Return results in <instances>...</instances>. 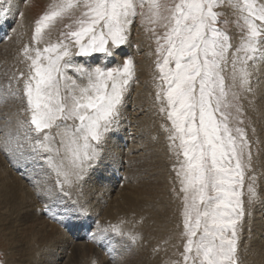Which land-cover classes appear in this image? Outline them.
<instances>
[{
    "label": "snow or ice",
    "instance_id": "obj_1",
    "mask_svg": "<svg viewBox=\"0 0 264 264\" xmlns=\"http://www.w3.org/2000/svg\"><path fill=\"white\" fill-rule=\"evenodd\" d=\"M226 5L237 14L238 42L218 27ZM17 16L11 4L0 6V28L16 31L9 20ZM64 19L67 30L45 43L46 30ZM137 22L155 43V101L173 160L183 250L172 264H239L245 204L260 195L240 101L264 65V0H54L18 53L23 68L0 84V104L19 105L0 120V154L62 227L86 229L97 244L142 239L125 221L88 223V205L74 196L99 180L121 127L137 78L125 51Z\"/></svg>",
    "mask_w": 264,
    "mask_h": 264
},
{
    "label": "rangeland",
    "instance_id": "obj_2",
    "mask_svg": "<svg viewBox=\"0 0 264 264\" xmlns=\"http://www.w3.org/2000/svg\"><path fill=\"white\" fill-rule=\"evenodd\" d=\"M14 2L15 0H0V6L8 7L7 4H11L12 6ZM53 2L54 0H25V2H23V7L21 9V12L23 13L22 18L27 17L29 19L30 25L27 30V35L23 36L24 42L21 44L18 43V37L15 34L16 31H12L7 25L0 28V46L2 45V47H0V50L2 48L4 50V47H6L5 45L7 43V40L9 39L8 37L12 38L13 36L15 39V46L18 45L19 48L18 50H16V53L13 52L11 55H8L9 57H5L4 60L0 62L1 63L0 70L3 69L1 70L3 73L0 71V84H3L6 87L10 75L13 72H18V70L23 68V65L18 63V59H17L18 53L22 48L23 44L31 42V36L33 34V27L35 20L40 15H42L44 11L47 9V7ZM161 2L164 3L167 2V0H161ZM221 11H222V15L219 18L220 23L218 24V27L222 28L223 30H226L230 34H233L236 37L235 42H238L239 29L236 26L237 14L235 13L234 9H232L230 6L227 5ZM22 18L19 16L16 17L15 23H13V20L10 19L9 25H12L17 29L18 19H22ZM68 23H71V21H69L68 19H64L62 21L57 20L54 23V25L51 27V29L46 30L45 43L49 41L56 42L60 32L67 30L64 26L65 24ZM157 31L158 32L162 31V29L157 28ZM6 33L7 36L5 35ZM131 39L134 40V44H135V45L133 44L132 49L136 52L131 57L134 59V62L137 66V78L135 82L131 85V89L126 97V103H125L126 107L124 105L121 127L117 132H115L112 135L111 140L108 142L106 146V151H105L106 167L99 170L98 172L99 180L94 178L92 181H90L85 185L82 194L74 193V196L79 198L81 203H86L88 205L89 212L91 214V218L89 219L88 223L91 224L93 220H98L100 224L104 225L108 223L116 224L119 223L120 221H125L123 227L126 230H131L132 232L137 234L138 237H142V239H138L136 244H130L127 241H121L119 240V238H114L112 245H108L107 241L103 242L102 244H97L96 242L88 238V232L86 229L83 228L68 229L62 227L59 223L55 222V220L51 219L48 215H45L43 213L42 208L44 202L43 200L38 198L37 193L33 188L32 184H30L27 179L21 176L11 166L9 161L2 154H0V177H7L8 181L16 183L18 187L20 186L19 188L21 189V191H23L22 197L24 196L23 198H27L25 200L26 201L25 206H30L29 208L28 207L26 208V211L24 213L16 214V217L13 218L12 220L14 221V223L16 222L15 225L21 224L22 226L25 225L24 227L28 225L31 228L34 227L33 232L28 236H26V238L24 237L23 239L24 240L23 242L26 243L24 244L29 245V247H31L32 250L25 257L27 261L29 260V263L27 262V264H42L43 261L44 263H47L48 257L49 258L53 257V259H55L53 263L48 259L50 261V264H66V263L67 264H138V263L158 264V261L157 263L156 261H154L155 260L154 256L157 257V259L158 257L162 256L161 257L162 261L160 262V264H172V262L178 258V251L183 250L182 249L183 242L180 237V229L177 228V223L179 219L178 207H177L178 202L174 200L171 194L172 180L174 177V173L172 172L173 160L170 159L171 154L168 151V141L166 139V134L161 130V125L162 123H164V121L162 120L161 116L158 113V105L156 104L155 101V88L153 81V74L155 72V66H154L155 43L151 38V33L141 28L138 22H137V26L133 30ZM43 46L44 44L42 43L41 47ZM6 50H10V49H6ZM142 63L143 65L145 64L144 66L146 67V69L141 67ZM256 90L257 89H255L254 80L252 77V91L241 93L242 99L240 102L244 106V111L242 113L241 118L243 119L244 123L240 126L246 128V131L248 133V138L252 143V149H251L252 174L256 176V189L257 192L260 193L259 190L262 187L261 182H263L261 181V177L263 176L264 173V160L262 159L258 160L259 158L258 153L260 150V140L262 137H264V129H263L264 119L261 116V113L257 111L253 106L254 101H256L255 99V95L257 94ZM135 91H138V93H136ZM143 91H147V92H143ZM142 92L149 93L151 99L150 101L147 102L148 104L150 102V104L149 105L147 104V106H145L143 110L142 108H140L141 109L140 110L136 107V105L132 103L133 102L132 98H134L135 95L137 94H143ZM18 107L19 105L17 103L12 102L11 100H9L7 103L0 104V113L4 114V115L0 114V120H3L8 116H13V114L17 112ZM128 112H130L131 114ZM142 115H150L149 117H152L153 119L150 130L149 131L146 130L149 128L147 126H145L143 129L145 132L144 135H147L149 141H152L151 144L153 146L151 145L150 148L151 150L150 153L152 158L143 161L142 164L139 163L136 165L135 163L130 165L131 158L130 155L128 156L127 154L130 151L129 148L131 147V144L128 143L129 141L128 135L131 136L132 133L135 131L136 129L134 124L135 120H139L138 118H141ZM255 122L257 124H255ZM132 145L135 146L136 144L133 143ZM137 147L139 148L140 146L137 145ZM139 150L141 151V152L139 151V155H144V153L148 154L149 152V150L147 149L143 150L141 148ZM34 178L41 179L40 176H35ZM139 178H141V180ZM137 188H139V191H141L140 194L142 193V191L143 193H145L144 195L146 197L145 196L144 197L146 199L143 198L142 196H139V191ZM129 189L130 190L132 189L131 192L133 194L134 193L137 194L138 192V195L135 194L136 195L135 196L132 193H129L130 191ZM147 189H149L148 191L150 192V193L148 192V194H146ZM122 194H124V196H122ZM121 196L125 197L126 199L122 198ZM138 196L140 199L138 198ZM262 198L259 195V197L253 203L245 204L246 215L243 220V229L244 227H246V225H248V223L250 225L255 222L256 219L254 218L257 217V213H258L255 211L261 208L260 204H262L264 211V199ZM131 199H133L134 201ZM131 201H133V203L135 202L136 204L137 203L144 204L143 206L144 211H142V213H136L134 207L131 206L130 204ZM49 203H51L52 207L54 208L57 207L54 201H50ZM116 204L118 205L116 206ZM129 205L131 206L130 208ZM31 206H32V211L30 209ZM127 206L128 208H126ZM115 207H117V209H115ZM121 207H123L122 210ZM127 209L130 210L131 213ZM126 211H128L129 215L127 214ZM122 212L124 213L122 214ZM114 213L117 215H115ZM143 215H145V218L143 217L142 219L141 216ZM113 217L116 218L114 219ZM14 219L15 220L18 219V220L15 221ZM35 220L37 222H35ZM35 223L36 224L39 223V224L35 226ZM42 225L43 227L46 228L43 227L41 228ZM243 229L241 230L239 237V251H238V257H240L239 264H242L241 255H243L240 253V251H243L245 247L244 246L245 242L243 243L242 240ZM143 234H145L146 236L145 235L143 236ZM3 237H4V233L0 231V262H2V264H6L7 259L12 258V262L15 263L16 259L15 257L12 256L11 254L12 250H10L8 243L10 239L6 240L7 238L4 237L5 238L4 239ZM37 237L42 239H39ZM45 237L48 240H46ZM36 242L38 243V245ZM241 244H243L241 246L243 250L240 249ZM32 245H35L34 246L35 251ZM80 248H82V250ZM37 250H39V252H37ZM81 252L84 254H82ZM243 252H245V250ZM147 253L150 255H147ZM113 257H115V259H113ZM140 257L141 259H139ZM149 257H151L150 259L152 260H150Z\"/></svg>",
    "mask_w": 264,
    "mask_h": 264
},
{
    "label": "bare ground",
    "instance_id": "obj_3",
    "mask_svg": "<svg viewBox=\"0 0 264 264\" xmlns=\"http://www.w3.org/2000/svg\"><path fill=\"white\" fill-rule=\"evenodd\" d=\"M9 6V4H7ZM12 11L15 12V11H19L21 12V9L23 7V2L22 0H15V2L13 3L12 5ZM18 17V16H17ZM29 19L26 17V18H22V19H18V26H17V29H16V36L18 37V43H23L24 42V38L23 36H26L27 35V30L29 28ZM30 31V29H29ZM9 40V39H8ZM7 40V43H6V47H4V50L3 48L0 50V62L2 60H4L5 57H9L8 55H11L13 52L16 53V50H18V45L15 46V39H14V36L8 41ZM133 44H134V40L133 39H130V45L129 47H127L125 49L126 52H128V54L130 56H133V54L136 52L134 51L132 48H133ZM135 45V44H134ZM2 47V45L0 46ZM140 47V46H139ZM6 49H10V50H6ZM3 50V51H2ZM2 51V52H1ZM6 52V53H5ZM15 55V54H14ZM13 56V55H12ZM11 56V57H12ZM17 56V55H16ZM13 58V57H12ZM7 59V58H6ZM9 61V60H8ZM4 62V61H3ZM1 64V63H0ZM3 64V63H2ZM4 65V64H3ZM145 65V64H144ZM143 65V63L141 64V67L145 68L146 67ZM3 70V69H1ZM0 70V71H1ZM2 72V71H1ZM3 73V72H2ZM253 80H254V86H255V89L257 94L255 95V99L256 101H254V108L259 111L261 113V116L263 117L264 119V65H261L259 67V69L257 71L254 72V75H253ZM136 88V87H135ZM136 93H138V91H135ZM143 92H147V91H143ZM142 92V93H143ZM135 94V93H134ZM133 94V95H134ZM131 97V96H130ZM131 99V98H130ZM133 99V104L136 105V107L138 109L142 108V110L145 108V106H147V102L150 101V95L149 93H143V94H137L135 95ZM131 99V100H132ZM249 99V98H248ZM128 102V100H127ZM131 102V101H130ZM150 104V102H149ZM148 104V105H149ZM133 105V106H134ZM126 107V105H125ZM247 107V106H246ZM126 110V109H125ZM141 110V109H140ZM149 110V109H148ZM147 110V112H148ZM130 111V110H128ZM5 113V112H4ZM130 113V112H128ZM1 114V113H0ZM131 114V113H130ZM137 114V113H136ZM145 114V113H144ZM1 115H4V114H1ZM136 116V115H135ZM134 116V117H135ZM150 115H142L141 118H138L139 120H135V131L132 133V135H128V143L131 144V147L129 148L130 151L128 152V156L130 155V165L132 164H139L143 161H146L148 159H151V142L152 141H149L147 135H144L145 132H144V127L147 126L149 127L148 129L146 130H150L151 128V124L153 122V119L152 117H149ZM132 117V116H131ZM133 117V118H134ZM140 117V116H139ZM255 117V116H254ZM257 118V117H256ZM132 119V118H131ZM262 119V120H263ZM257 120V119H256ZM131 121V120H129ZM255 121V120H254ZM261 122V121H260ZM130 123V122H129ZM125 124V123H124ZM128 124V123H127ZM255 124H257L255 122ZM126 125V124H125ZM129 125V124H128ZM132 126V124H131ZM153 126V125H152ZM129 127V126H128ZM127 128V127H126ZM134 128V127H133ZM263 129H264V126H263ZM261 130V129H260ZM147 131V132H148ZM135 143L136 145L133 146L132 144ZM150 143V144H148ZM137 145H139L140 147L138 148ZM153 146V145H152ZM129 147V146H128ZM258 147V146H257ZM147 149L149 150L148 154L147 153H144V155H139V149ZM141 152V151H140ZM259 158L258 160L262 159L264 160V137L261 138L260 140V150H259ZM139 155V156H138ZM128 158V157H127ZM155 159V158H154ZM153 160V159H152ZM260 163V162H259ZM152 164V163H151ZM143 166V165H142ZM153 166V165H152ZM156 166V165H155ZM160 168V167H159ZM262 168V167H261ZM144 170V169H143ZM4 173V172H3ZM6 174V172H5ZM13 174V173H12ZM2 175V174H1ZM262 175V174H261ZM147 177V176H146ZM15 179V178H14ZM137 179V178H136ZM141 180V178H139ZM21 180V179H20ZM135 180V179H134ZM139 180V181H140ZM16 181V180H14ZM263 181V182H261ZM261 189L259 190L260 192V196L262 199H264V173H263V176L261 177ZM157 182V181H156ZM167 183V182H166ZM147 184V183H146ZM156 185V184H155ZM145 186V185H144ZM20 187V186H19ZM18 187V185H16V183H13V182H10L8 181L7 177H0V231L2 233H4V237H6L8 239H10V241H8L9 243V247H10V250H12L11 254L13 257H15L16 261L15 263L12 262V258H8L7 259V262L6 264H27V262L29 263V260L27 261L26 260V255L29 254V252H31V247H29V245H25L26 243L23 242L24 240V237L26 238V236H28L29 234H31L33 232V228H31L29 225L24 227L22 226L21 224H17L15 225L13 218L16 217V214H19V213H24L26 211V208L30 207V206H25V203H26V199L27 198H23L22 197V192L21 189ZM22 188V187H21ZM142 188V187H141ZM23 189V188H22ZM127 189V188H126ZM138 191H139V188H137ZM136 189V191H137ZM150 189V188H149ZM146 190V194H148V190ZM130 190V189H129ZM128 190V191H129ZM132 190V189H131ZM131 190L129 191V193H132ZM142 190V189H141ZM153 190V189H152ZM127 191V190H126ZM141 191H139V196H142L143 198H145L146 196L144 195L145 193H143L142 191V195L140 194ZM29 193V192H28ZM150 193V192H149ZM25 194V193H24ZM127 194V193H126ZM133 194V193H132ZM136 193H134L133 195H135ZM156 194V193H155ZM32 195V194H31ZM30 195V197H31ZM128 195V194H127ZM132 195V196H133ZM138 195V192L137 194ZM135 195V196H136ZM150 195V194H149ZM148 195V196H149ZM122 196H124V194H122ZM121 196V197H122ZM138 196V198H139ZM145 196V197H144ZM152 196V195H151ZM130 197V196H129ZM170 197V196H169ZM39 198V197H38ZM122 198H125V197H122ZM128 198V196H127ZM137 198V197H136ZM137 198V199H138ZM142 198V199H143ZM24 199V201H23ZM126 199V198H125ZM130 199V198H129ZM140 199V198H139ZM146 199V198H145ZM144 199V200H145ZM148 199V198H147ZM152 199V198H151ZM133 200V199H131ZM136 200V199H135ZM164 200V198H163ZM31 201V200H30ZM34 201V200H33ZM125 201V200H124ZM127 201V200H126ZM134 201V200H133ZM133 201L130 202L131 206L134 207L136 213H142V211H144V204H136L135 202V206H134V203ZM158 201V200H157ZM129 202V201H128ZM139 202V201H138ZM262 202V201H260ZM117 203V202H116ZM121 203V202H120ZM120 203H119V206H120ZM126 203V202H125ZM145 203V202H144ZM149 203V202H148ZM29 204V203H28ZM32 204V203H31ZM123 204V203H122ZM129 204V203H128ZM127 204V205H128ZM30 205V204H29ZM39 205V204H38ZM118 204H116L117 206ZM123 206V205H122ZM126 206V205H125ZM129 205V208L131 207ZM170 206V205H169ZM260 207L258 210H256L255 212H258L257 213V217L254 218L256 219L254 223L250 224L248 223V225H246V227H244L243 229V237H242V240H243V243H244V250L245 252H243V248L241 247L243 244L240 245V249H242L243 251H240L241 254V263L242 264H264V211H263V207H262V204H260ZM106 208V207H105ZM104 208V210H105ZM123 207H121V210H122ZM128 208V206L126 207ZM155 208V207H154ZM31 211H32V206H31ZM115 209H117V207H115ZM149 209V208H148ZM29 210V209H28ZM124 210H125V207H124ZM128 210V209H127ZM38 211V210H37ZM41 211V210H40ZM119 211V210H118ZM130 212V210H128ZM128 211L127 214H128ZM156 211V209H155ZM158 211V209H157ZM104 212V211H103ZM114 212V211H113ZM112 212V213H113ZM116 212V211H115ZM125 212V211H124ZM122 212V214L124 213ZM149 212V211H148ZM151 212V211H150ZM28 213V212H27ZM109 213V212H108ZM119 213V212H117ZM131 213V212H130ZM145 213V212H144ZM158 213V212H156ZM166 213V212H165ZM111 214V213H110ZM115 214V213H114ZM126 214V213H125ZM124 214V215H125ZM98 215V214H97ZM112 215V214H111ZM117 215V214H115ZM121 215V214H120ZM129 215V214H128ZM152 215V214H151ZM254 215V214H253ZM256 215V214H255ZM20 216V215H19ZM135 216V215H134ZM110 217V215H109ZM128 217V216H127ZM142 219L143 217L145 218V215L141 216ZM156 217V216H155ZM255 217V216H254ZM21 218V217H20ZM23 218V217H22ZM40 218V217H39ZM114 218V217H113ZM116 218V217H115ZM114 218V219H115ZM159 218V217H158ZM36 219V218H34ZM107 219V218H105ZM119 219V218H118ZM141 219V218H140ZM141 219V220H142ZM15 220V219H14ZM18 220V219H17ZM15 220V221H17ZM32 221V220H30ZM35 222H37L35 220ZM41 222V221H40ZM166 222V221H165ZM24 224V223H23ZM39 224V223H37ZM35 223V226L37 225ZM32 225V224H31ZM40 226V225H39ZM43 227V225L41 226V228ZM49 227V226H47ZM52 227V226H51ZM39 228V227H38ZM43 228H46V227H43ZM32 229V231H31ZM36 229V228H35ZM28 230V231H27ZM152 230V229H151ZM31 231V232H30ZM54 231V230H53ZM143 231V230H142ZM47 232V231H46ZM56 232V231H55ZM38 235V234H37ZM145 234H143L144 236ZM146 236V235H145ZM150 236V235H149ZM153 236V235H152ZM3 237V238H4ZM30 237V236H29ZM33 237V236H31ZM40 237V236H39ZM37 237V238H39ZM144 238V237H143ZM148 238V237H147ZM5 239V238H4ZM39 239H42V238H39ZM46 239V237H45ZM34 240V239H32ZM48 240V239H46ZM50 240V239H49ZM152 240V239H151ZM29 241V240H28ZM37 241V240H36ZM42 241V240H41ZM44 241V239H43ZM58 241V240H56ZM145 241V240H144ZM33 242V241H32ZM49 242V241H48ZM25 243V244H24ZM31 243V242H29ZM28 243V244H29ZM35 243V241H34ZM37 243V242H36ZM43 243V242H42ZM153 243V242H152ZM53 244V243H52ZM60 244V243H59ZM38 245V243H37ZM49 245V244H48ZM35 245H32V247L34 248ZM42 246V245H41ZM166 246V245H165ZM47 247V246H46ZM81 247V246H79ZM32 248V249H33ZM37 248V247H36ZM45 249V248H44ZM82 250V248H80ZM34 251H35V248H34ZM37 252H39V250H37ZM79 252V251H78ZM9 253V252H8ZM42 253V252H41ZM61 253V252H60ZM82 253V252H81ZM144 253V252H143ZM146 253V252H145ZM151 253V252H150ZM239 253V254H240ZM84 254V253H82ZM152 254V253H151ZM255 254V255H254ZM37 255V254H36ZM39 255V254H38ZM60 255V254H59ZM76 255V254H75ZM145 255V254H144ZM147 255H150L147 253ZM146 255V256H147ZM10 256V255H9ZM52 256V255H51ZM64 257V256H63ZM81 257V256H80ZM85 257V256H84ZM148 257V256H147ZM145 257V258H147ZM153 257V256H152ZM162 257V256H161ZM161 257H155L154 256V261H158V264H160V262L162 261ZM45 258V257H44ZM55 258V256H54ZM71 258V257H70ZM151 257H149L150 259ZM240 258V257H239ZM48 259L53 263V261L55 259L52 258H49ZM47 259V263H43L42 264H50V261ZM72 259V258H71ZM141 259V257L139 258ZM161 259V260H160ZM106 260V259H105ZM152 260V259H150ZM31 261V259H30ZM36 261V260H35ZM59 261V260H58ZM77 261V260H76ZM33 262V261H32ZM135 262V261H134ZM138 263V262H137ZM150 263V261H149ZM67 264V263H66ZM139 264V263H138ZM154 264V263H152Z\"/></svg>",
    "mask_w": 264,
    "mask_h": 264
}]
</instances>
